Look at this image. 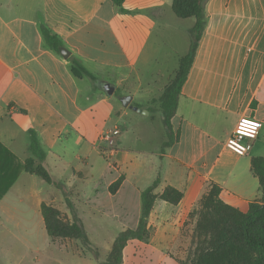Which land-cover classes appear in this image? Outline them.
<instances>
[{
	"label": "crops",
	"instance_id": "crops-1",
	"mask_svg": "<svg viewBox=\"0 0 264 264\" xmlns=\"http://www.w3.org/2000/svg\"><path fill=\"white\" fill-rule=\"evenodd\" d=\"M171 6L172 0H125L126 13H119L111 0H0V192L12 180L0 198V264L94 260L79 241L48 235L42 205L72 219L55 183L65 188L91 244L101 230L115 228L117 236L135 229L141 192L155 180L157 195L177 190L178 204L158 198L147 219L148 245L158 251L176 240L210 184L223 204L241 213L260 198L251 160L264 158V0L206 2V24L170 121L175 142L162 149L168 131L155 101L187 54L195 24ZM40 26L97 82L75 78L70 57L44 45ZM165 39L174 45L170 58L177 67L140 71L158 60ZM104 83L114 87L110 97ZM125 96L147 114L123 107ZM242 119L254 121L259 132L239 157L225 143ZM113 129L119 134L110 153L101 136ZM32 136L42 161L30 151ZM27 161L44 167L51 183L27 172ZM136 242H128L123 264Z\"/></svg>",
	"mask_w": 264,
	"mask_h": 264
},
{
	"label": "trees",
	"instance_id": "trees-1",
	"mask_svg": "<svg viewBox=\"0 0 264 264\" xmlns=\"http://www.w3.org/2000/svg\"><path fill=\"white\" fill-rule=\"evenodd\" d=\"M208 0H172V11L175 16L181 19L193 18L194 26L188 30L187 34L190 40L188 52L179 60L178 69L164 89L162 95L155 101L158 104V110L162 124L167 129V140L163 143L162 149L170 147L175 142V136L170 125L171 118L175 114L177 100L181 88L186 81L188 72L192 65L198 42L203 33L206 19L204 6ZM115 9L119 13H126L123 8L125 0H111ZM40 33L44 45L57 55L64 48L62 42L44 26H40ZM70 72L75 78H87L91 82H97V79L91 75L82 65V63L70 57L68 60ZM30 151L38 160H43V152L32 136ZM26 171L35 173L46 182H50L47 171L41 165L33 167L32 161L26 162ZM251 171L258 179L261 196L249 205L246 213L231 208L221 202L219 199L220 189L210 184L207 193L200 199L197 205H201L202 211L214 217L217 223L215 230H207L210 239L207 240L208 250L204 253V241L200 248L194 254V264H264V158H253L251 160ZM12 184V180L7 183L0 192V198ZM159 180H155L151 186L141 192V214L138 225L135 229H127L120 232L115 240L111 251L101 264H122L123 251L131 240L146 242L148 240L147 219L156 199H161L172 205L178 204L182 194L177 190L167 187L162 194H155V189ZM119 185L117 182L116 187ZM65 199V203L71 213V222H63L59 212L51 207L42 205V214L45 220V227L48 235L52 238L76 240L84 247H91L87 234L81 221L77 218L75 210L65 188L60 183H55ZM196 205V206H197ZM94 260L98 259L97 253L91 255Z\"/></svg>",
	"mask_w": 264,
	"mask_h": 264
},
{
	"label": "rangeland",
	"instance_id": "rangeland-1",
	"mask_svg": "<svg viewBox=\"0 0 264 264\" xmlns=\"http://www.w3.org/2000/svg\"><path fill=\"white\" fill-rule=\"evenodd\" d=\"M162 44L158 60L152 65L149 64L148 66L143 65L139 67L140 71L143 72L144 68L149 71V73L159 69H162L164 72H171L177 67L176 59H172L174 48L173 43H169V41L165 39ZM170 56L172 58H170ZM120 94H123V92L120 91ZM117 97L118 94L114 93V100ZM155 108L156 113L159 115L157 112V103ZM33 167L35 168L36 166L33 165ZM116 184L117 183H115L114 186H116ZM60 218L63 222H66L61 214ZM215 220L214 217H211L209 214L202 211L201 205H197L190 212L188 218L183 223V226L178 230L176 240L167 242L168 245L166 249L158 251L155 248H151L148 245V241L132 243L126 251L128 252L125 257L126 264H194V254L198 251V248H200L201 242L204 241V253L208 250V244L206 241L210 239V236L208 235L207 230L212 231L217 228ZM116 231L117 230L114 228L112 231L109 230L108 233H103L102 230L98 235L93 233L91 236V242L94 245L90 243L91 247L85 248L86 256H91L92 253L96 252L98 255L97 260L100 264L105 262L113 245L111 238L113 236L116 237ZM80 245L81 243L79 242V246ZM131 255L133 258H131ZM85 264L98 263L94 260H90L86 261Z\"/></svg>",
	"mask_w": 264,
	"mask_h": 264
},
{
	"label": "built area",
	"instance_id": "built-area-1",
	"mask_svg": "<svg viewBox=\"0 0 264 264\" xmlns=\"http://www.w3.org/2000/svg\"><path fill=\"white\" fill-rule=\"evenodd\" d=\"M258 125L252 120L242 119L236 123V126L230 137L225 143L228 150L236 156L242 157L251 150L253 142L258 136ZM119 134L117 129L107 131L101 136V139L107 143L110 153H114L115 138Z\"/></svg>",
	"mask_w": 264,
	"mask_h": 264
},
{
	"label": "water",
	"instance_id": "water-1",
	"mask_svg": "<svg viewBox=\"0 0 264 264\" xmlns=\"http://www.w3.org/2000/svg\"><path fill=\"white\" fill-rule=\"evenodd\" d=\"M60 55L65 60H67L70 57V53L68 52V50H66L64 48H62L60 50ZM101 89H102L103 93L106 96H108V97H110L113 94V92H114V87L111 84H108V83L101 84ZM130 102H131V97H129V96H125V97L121 98V104H122L123 107H125V108H127V107L128 108H133L134 110H136L139 113L147 114L146 111H144V110H142L140 108H134V107H132L130 105Z\"/></svg>",
	"mask_w": 264,
	"mask_h": 264
}]
</instances>
